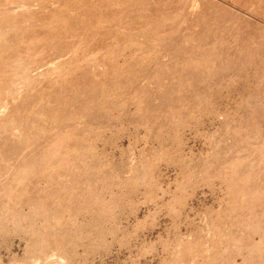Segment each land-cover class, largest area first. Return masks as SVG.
<instances>
[{
    "label": "rangeland",
    "instance_id": "obj_1",
    "mask_svg": "<svg viewBox=\"0 0 264 264\" xmlns=\"http://www.w3.org/2000/svg\"><path fill=\"white\" fill-rule=\"evenodd\" d=\"M0 264H264V0H0Z\"/></svg>",
    "mask_w": 264,
    "mask_h": 264
}]
</instances>
